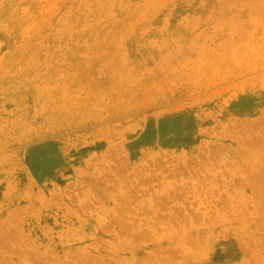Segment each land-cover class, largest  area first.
Wrapping results in <instances>:
<instances>
[{"label": "rangeland", "instance_id": "obj_1", "mask_svg": "<svg viewBox=\"0 0 264 264\" xmlns=\"http://www.w3.org/2000/svg\"><path fill=\"white\" fill-rule=\"evenodd\" d=\"M0 138V264H264V0H0Z\"/></svg>", "mask_w": 264, "mask_h": 264}, {"label": "crops", "instance_id": "obj_2", "mask_svg": "<svg viewBox=\"0 0 264 264\" xmlns=\"http://www.w3.org/2000/svg\"><path fill=\"white\" fill-rule=\"evenodd\" d=\"M48 144L35 142L21 146L0 138V206L10 207L25 199L31 181L38 179L36 167L42 165L39 159Z\"/></svg>", "mask_w": 264, "mask_h": 264}]
</instances>
